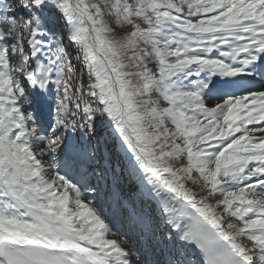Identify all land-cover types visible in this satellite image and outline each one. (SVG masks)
I'll return each mask as SVG.
<instances>
[{"label":"snow or ice","instance_id":"1","mask_svg":"<svg viewBox=\"0 0 264 264\" xmlns=\"http://www.w3.org/2000/svg\"><path fill=\"white\" fill-rule=\"evenodd\" d=\"M113 157L151 264H264V0H0V264H149L92 195Z\"/></svg>","mask_w":264,"mask_h":264},{"label":"rangeland","instance_id":"2","mask_svg":"<svg viewBox=\"0 0 264 264\" xmlns=\"http://www.w3.org/2000/svg\"><path fill=\"white\" fill-rule=\"evenodd\" d=\"M50 26L54 28L58 36L64 39V34L67 29L64 25L63 20H57L56 17L53 16L51 18ZM64 44L65 46H68L69 42L64 39ZM68 53L70 61L77 69H80L82 55L77 47L75 45H71L70 47H68ZM81 79L87 82L86 73L83 77H81L78 73L74 74V80L76 83H79ZM215 102V100L211 101L209 103V106H213ZM73 135L80 136L81 134L79 132H76ZM105 151L106 149L101 147V152L103 153ZM117 159V157H113L111 170H108L106 172V175L103 179L97 177V179H93L91 181L93 187L95 188V191L92 193V195L95 197L97 204L102 207L105 217L108 215V211L113 204L116 206V208H118V212L115 215L116 225L113 231L121 233L123 235L113 238L118 240L126 238L132 245V247L129 248V251L139 250L141 255L146 261L149 262V264L157 259H164L165 256L161 254V247H157L154 252L153 246H148L149 244L145 240L144 242H142V245L138 244V241H143L142 232L144 231V226L148 225L154 229L158 222L154 218V212L149 207H147L144 202H142L140 197L128 191L125 181L126 159L121 160V162H116ZM135 215L141 217L143 221V227L140 233L136 232L134 234H129L130 230L133 228L131 216ZM108 220V222H111L113 221V218H109ZM148 247H151L150 251H148Z\"/></svg>","mask_w":264,"mask_h":264},{"label":"bare ground","instance_id":"3","mask_svg":"<svg viewBox=\"0 0 264 264\" xmlns=\"http://www.w3.org/2000/svg\"><path fill=\"white\" fill-rule=\"evenodd\" d=\"M121 155L123 157V153H121ZM125 162H126L125 181H126V186L128 188V191L140 197L142 202H144L145 205L154 212V218L158 222L157 224H159L160 206H159L158 199L149 191L150 186L147 184V181L144 179L143 173H141L138 169L132 168L128 164L127 160H125ZM189 186H192L190 182H189ZM192 187H195L196 190H199L198 186H192ZM114 207L115 205L113 204L110 210L108 211V215H107L108 217L106 216L107 219H109L111 212H113ZM132 218H133V223H134L133 225L134 231L138 228L140 230V226L143 223L141 217H139L138 215H135ZM111 222H109L110 226L112 227V229H114L116 221H111ZM154 229H156L157 236H158L160 232L164 231V226L163 224H160L158 229L157 227H155ZM129 234H131V232H129ZM138 244L142 245V242L138 241Z\"/></svg>","mask_w":264,"mask_h":264}]
</instances>
